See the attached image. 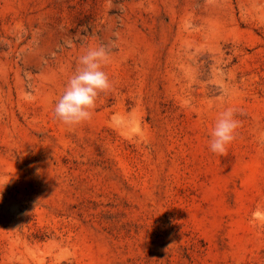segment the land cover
Returning <instances> with one entry per match:
<instances>
[{"label": "rangeland", "instance_id": "obj_1", "mask_svg": "<svg viewBox=\"0 0 264 264\" xmlns=\"http://www.w3.org/2000/svg\"><path fill=\"white\" fill-rule=\"evenodd\" d=\"M96 47L112 87L66 126ZM2 187L0 264H264V0H0Z\"/></svg>", "mask_w": 264, "mask_h": 264}, {"label": "clouds", "instance_id": "obj_2", "mask_svg": "<svg viewBox=\"0 0 264 264\" xmlns=\"http://www.w3.org/2000/svg\"><path fill=\"white\" fill-rule=\"evenodd\" d=\"M108 52L104 47L87 50L78 58V68L68 78L63 92L55 102L53 115L66 126H75L91 119L96 107L98 94L111 89L112 84L102 66L108 61ZM235 109L220 111L209 132V151L223 155L235 139L240 122L235 118ZM125 117L114 115L115 127L126 124ZM3 187L0 188L2 192ZM254 223L264 225V204H259L252 212Z\"/></svg>", "mask_w": 264, "mask_h": 264}]
</instances>
